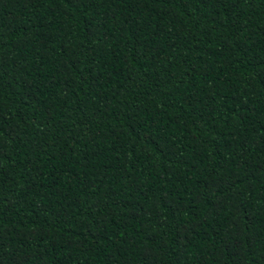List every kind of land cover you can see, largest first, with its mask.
Returning a JSON list of instances; mask_svg holds the SVG:
<instances>
[{"label":"trees","instance_id":"16d2710c","mask_svg":"<svg viewBox=\"0 0 264 264\" xmlns=\"http://www.w3.org/2000/svg\"><path fill=\"white\" fill-rule=\"evenodd\" d=\"M0 264H264V0H0Z\"/></svg>","mask_w":264,"mask_h":264}]
</instances>
